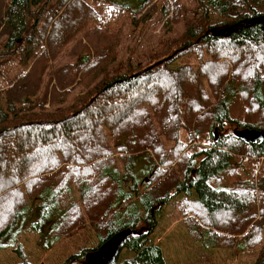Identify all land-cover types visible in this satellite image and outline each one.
I'll return each instance as SVG.
<instances>
[{
    "label": "trees",
    "instance_id": "trees-1",
    "mask_svg": "<svg viewBox=\"0 0 264 264\" xmlns=\"http://www.w3.org/2000/svg\"><path fill=\"white\" fill-rule=\"evenodd\" d=\"M206 2L180 37L134 65L118 63L116 14L145 21L150 0H0V64L30 66L20 79L4 72L0 89V250L23 258L18 241L30 218L29 229L51 246L86 216L98 247L123 229L138 231L124 245L130 256L115 264H166L149 241L154 215L184 195L194 198L181 201L186 220L195 206L226 233L228 248H258L251 264H264V175L207 184L234 171L237 157L264 159V138L234 135L264 133V10H256L264 0ZM176 5L162 15L178 16ZM210 8L226 19L210 21ZM65 52L74 60L52 67ZM187 54L196 64L171 67ZM236 99L246 106L243 122L229 117ZM188 226L203 248L220 247L208 225ZM89 251L63 264H83Z\"/></svg>",
    "mask_w": 264,
    "mask_h": 264
},
{
    "label": "rangeland",
    "instance_id": "rangeland-1",
    "mask_svg": "<svg viewBox=\"0 0 264 264\" xmlns=\"http://www.w3.org/2000/svg\"><path fill=\"white\" fill-rule=\"evenodd\" d=\"M151 5L154 6V12L145 21L131 22V16L127 12L116 14L118 18L115 19V26L112 31H120L119 35L122 44L118 46L117 51L119 53L118 63H125L127 59H130L134 65L137 62H146L147 56L159 49L160 43L166 39H172L180 37L184 31L185 19L195 18L202 14V10L198 6L199 0H150ZM175 1V2H174ZM204 4L207 5L206 0ZM174 3L176 8H180L177 13L172 16L171 12L167 17L162 15V7L169 5L171 10H174ZM150 5V6H151ZM109 9L108 6H105ZM258 12L264 10V3L256 8ZM150 12V10H149ZM210 21L219 22L225 20L217 12L210 8L209 10ZM140 16V15H139ZM138 16V17H139ZM163 16V17H162ZM168 19V20H167ZM72 44L68 47V49ZM194 55H185L179 58L176 62L171 64L173 69L182 67L187 63L196 64ZM67 52L63 53L56 61L53 62V66L72 62ZM0 89L7 86L8 79L5 78L4 72L7 74V78L14 77L20 79L26 76L30 71V66L26 70H22L15 58L7 60L3 64H0ZM80 88L76 87L70 96L73 100ZM46 109H51L49 103L45 104ZM229 117L233 120L243 122L247 118L246 106L241 102V99L235 100L229 108ZM217 135L215 138H217ZM237 166H234V171L229 170L220 172L216 178H210L207 181L208 185H212L216 188L217 182H222L225 179L226 184L233 185L237 179L246 180L253 175L259 178L264 175V159L258 163H251V161H243L241 158H235L232 162ZM176 168V167H175ZM147 181V180H145ZM148 182V181H147ZM142 188V187H141ZM140 188V190H141ZM76 199V194L74 195ZM187 200L193 203L194 198H185L184 195H180L175 199H172L166 206L160 211L159 215H154L156 219V226L153 233L149 236V241L152 244L158 245L162 250L164 260L166 264H251L259 251L258 248L253 250L242 251L235 248V246L228 248L225 240L228 236L221 231L218 227L209 220L202 219L198 213L197 208L190 205L189 209L190 219H185L184 212L181 207V201ZM80 203V199L77 201ZM82 205V204H81ZM193 209V210H192ZM85 213L84 208H81ZM197 210V211H196ZM84 222L79 223L76 227L69 231V233H63L60 235L58 241L54 242L51 246H46L44 239L40 234L29 229V225L35 221L34 218H30L27 222L28 225L22 234L19 236V244L22 247L23 258L17 257L12 249H6L0 251V264H63L64 261L71 255L82 253L84 250H95L98 247V235L92 228V221L86 216H83ZM196 220L197 223L206 228L208 225L212 232L217 233L221 238L220 247L217 248H203L201 242L194 240L190 236L188 222ZM228 234V233H227ZM224 237V238H223ZM262 238H264V227L262 231ZM239 238H236V241ZM130 254L126 250H122L119 260L129 257Z\"/></svg>",
    "mask_w": 264,
    "mask_h": 264
},
{
    "label": "water",
    "instance_id": "water-1",
    "mask_svg": "<svg viewBox=\"0 0 264 264\" xmlns=\"http://www.w3.org/2000/svg\"><path fill=\"white\" fill-rule=\"evenodd\" d=\"M234 135L245 143H254L257 140H262L264 133L254 129H242L237 130ZM137 233L138 231L133 228L117 232L96 250L86 253L83 264H115L124 249L126 240L132 234Z\"/></svg>",
    "mask_w": 264,
    "mask_h": 264
},
{
    "label": "flooded vegetation",
    "instance_id": "flooded-vegetation-1",
    "mask_svg": "<svg viewBox=\"0 0 264 264\" xmlns=\"http://www.w3.org/2000/svg\"><path fill=\"white\" fill-rule=\"evenodd\" d=\"M242 129H251V128H242ZM242 129H239V130H242ZM254 130H256V129H254ZM259 131V130H258ZM263 138H264V136H263ZM263 140V139H262ZM262 140H257V141H255L254 143H251V144H255L256 142H258V141H262Z\"/></svg>",
    "mask_w": 264,
    "mask_h": 264
},
{
    "label": "crops",
    "instance_id": "crops-1",
    "mask_svg": "<svg viewBox=\"0 0 264 264\" xmlns=\"http://www.w3.org/2000/svg\"><path fill=\"white\" fill-rule=\"evenodd\" d=\"M189 215V217H190V214H188ZM237 238H239V237H237ZM0 251H3V250H0Z\"/></svg>",
    "mask_w": 264,
    "mask_h": 264
}]
</instances>
